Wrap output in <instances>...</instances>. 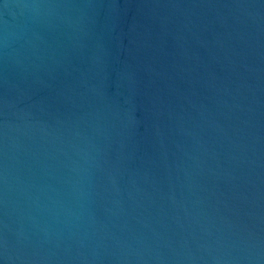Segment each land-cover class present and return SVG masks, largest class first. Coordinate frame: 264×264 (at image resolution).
Segmentation results:
<instances>
[{"label": "water", "instance_id": "water-1", "mask_svg": "<svg viewBox=\"0 0 264 264\" xmlns=\"http://www.w3.org/2000/svg\"><path fill=\"white\" fill-rule=\"evenodd\" d=\"M0 264H264V0H0Z\"/></svg>", "mask_w": 264, "mask_h": 264}]
</instances>
